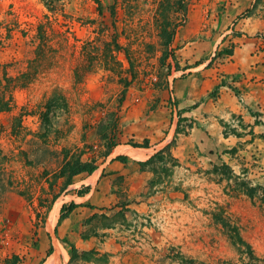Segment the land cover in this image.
Returning a JSON list of instances; mask_svg holds the SVG:
<instances>
[{
    "label": "rangeland",
    "instance_id": "1",
    "mask_svg": "<svg viewBox=\"0 0 264 264\" xmlns=\"http://www.w3.org/2000/svg\"><path fill=\"white\" fill-rule=\"evenodd\" d=\"M0 19L26 31L48 21L78 49L92 45L77 78L67 55L0 113V264H244L237 234L264 264V103L246 106L244 75L226 76L240 112L215 118L218 136L189 141L196 123L172 95L175 79L220 69L234 38L245 35L264 67V0H0ZM24 54L20 33L0 45V63ZM55 89L66 107H53L43 140L39 114ZM161 118L172 131L141 160L144 125ZM117 154L128 165L112 167ZM78 161L96 170L68 178ZM74 201L85 207L59 219Z\"/></svg>",
    "mask_w": 264,
    "mask_h": 264
},
{
    "label": "trees",
    "instance_id": "2",
    "mask_svg": "<svg viewBox=\"0 0 264 264\" xmlns=\"http://www.w3.org/2000/svg\"><path fill=\"white\" fill-rule=\"evenodd\" d=\"M48 3L50 4L51 1H48ZM17 33H20L24 40L25 54L21 61L0 63V113L11 111L13 92L16 89L28 88L39 77L45 76L49 69H52L53 71L54 68L60 69L64 67L62 65H64V62L66 61L65 57L67 55L69 57V62H72L69 64V70L73 73L75 78H77L79 65L74 63L76 62L78 55L85 51L86 47H89V49L92 48L91 43L86 42L81 45L80 49H78V45L76 44L79 40L74 39L75 44L70 43V40L66 35L68 31L62 32L59 28L55 29L48 21H41L32 31H26L19 30L16 21L9 22L5 21V19H0V45L3 46L5 43H9ZM114 48L115 50H118L119 47L117 43H115ZM226 53L231 54L232 50H228ZM92 57L93 55L91 53L86 58L90 59ZM112 58L114 59L113 56ZM49 73L51 74V71ZM126 84L127 81H125L124 86H126ZM58 105H61V108L66 107V96L59 89H55L46 98L44 109L39 114L40 129L43 131L41 137L43 140H46L48 133L51 132V119L60 115V113L53 108ZM65 110L66 109H64V111ZM115 160L125 163L127 157L117 156L115 157ZM149 160L146 161V163L149 162ZM4 161L5 155L0 148V186H2V183L8 184L9 181L7 179L5 181L4 178L5 169L2 167ZM95 170L96 165L81 163L78 161L71 167L68 178L81 172L91 174ZM82 193L83 191L78 192V194ZM76 207L77 205L74 203H70L68 206H63L60 210L59 219L67 217ZM229 238L233 246L238 250L243 248L245 251L248 261L244 264H257V259L254 256L250 245L246 243L240 235H231ZM69 247L71 253L74 247L71 244ZM51 250L52 247L50 246L47 255L51 254Z\"/></svg>",
    "mask_w": 264,
    "mask_h": 264
},
{
    "label": "crops",
    "instance_id": "3",
    "mask_svg": "<svg viewBox=\"0 0 264 264\" xmlns=\"http://www.w3.org/2000/svg\"><path fill=\"white\" fill-rule=\"evenodd\" d=\"M235 5L238 6L237 4ZM244 38L245 35L241 38L231 39L232 43L237 40L239 45L237 47L238 49H235L234 52H232V56L223 60L224 64L221 65L220 69L205 68L197 71L200 67V65H198L197 67H194L197 71L196 73L186 77L182 76L174 80L172 95L176 101V109L180 116L193 118L196 123V127L190 135V139L184 138L185 140L191 141L194 137L200 135H206V137L218 136L220 134L219 130L213 126V123L216 121L215 118L222 117V115L224 116L228 113L240 112L238 110L239 105L237 102L238 100L236 99L237 96L231 88L233 85L230 84V87L226 84H220L226 76H231L232 73H241L244 75L243 83L245 88L240 87V92L242 93V99L246 106L252 108L253 106L264 103V84H259L262 79L264 80V67L254 65L256 54H250V49L248 48L249 41ZM190 70L193 69H188L186 71ZM235 86H237V84ZM214 90L215 96H212L211 92ZM249 108L247 109L250 110ZM173 123L174 121L167 132V119H156L152 122H148L147 125H144L145 132L141 133V138H146L148 140V146L138 149L145 152V157L141 160H146V158L150 156L149 152L153 147H157L167 141L168 135L172 131ZM137 138L138 137L136 136V140ZM197 146L203 149V144L195 142V149ZM179 153L181 152L179 151ZM116 156H125L127 157V160L129 158L127 154H117ZM125 163L113 160L112 167L117 168L118 165H128ZM81 197V195H78V199H82ZM72 203L77 205L73 211L85 207L82 203H78V201ZM52 239L53 238L48 235L49 242H52L54 245ZM55 239L57 241L64 240H58L56 237Z\"/></svg>",
    "mask_w": 264,
    "mask_h": 264
}]
</instances>
